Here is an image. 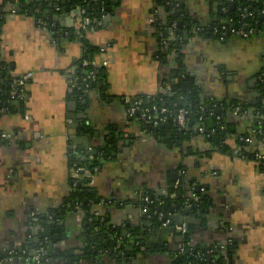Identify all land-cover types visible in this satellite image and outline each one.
I'll use <instances>...</instances> for the list:
<instances>
[{
  "label": "crops",
  "instance_id": "1",
  "mask_svg": "<svg viewBox=\"0 0 264 264\" xmlns=\"http://www.w3.org/2000/svg\"><path fill=\"white\" fill-rule=\"evenodd\" d=\"M92 1V27L84 28L81 8L74 6L59 18L68 35L58 40L34 17L13 15L10 0H0V72L14 84L33 73L24 111H0V251L33 254L41 241L39 230L56 221L55 250L44 264H175L184 237L173 227L148 222L137 195L167 196L181 180L191 203L179 205L175 215L188 224L192 246L227 255L223 264H264V167L236 154L235 135L226 152L201 135L165 143L161 135L145 133L128 112L131 102L154 99L167 84L178 81L176 59L183 61L203 95L255 102L253 88L264 71V35L212 40L198 33L197 26L219 20V0H171L175 9L170 12L158 6L165 0H111V13L103 0ZM235 6L230 4L231 9ZM174 12L185 16L183 28L176 26L175 32L166 27L162 32L178 45L180 56H169L163 63L157 57L161 42L154 23L170 25ZM81 35L96 49L93 59L108 66L93 92L77 101L70 79L85 53ZM234 119L236 135L249 134L257 121L252 111ZM3 133L10 138H2ZM103 137L114 140L109 160L85 175L92 178L90 186L100 200L97 209L107 225L123 236L142 232L140 249L125 255H89L85 216L68 204L75 171L72 157L82 160L87 143L90 151L98 152L90 158L102 162ZM247 149L264 153V143L256 138ZM202 198L205 206L193 211L192 202ZM231 245L237 249L228 256L225 251ZM0 264L32 263L13 258Z\"/></svg>",
  "mask_w": 264,
  "mask_h": 264
},
{
  "label": "trees",
  "instance_id": "2",
  "mask_svg": "<svg viewBox=\"0 0 264 264\" xmlns=\"http://www.w3.org/2000/svg\"><path fill=\"white\" fill-rule=\"evenodd\" d=\"M14 5V8H17L18 14L23 16L34 17L38 24L43 21H51L55 15L58 17H62L66 13L70 12L71 8L74 6H79L81 9L85 8V15L82 14V18H94L96 17V12L94 8V2L92 0H10ZM61 7V12H55V4ZM221 3L220 9L218 11V21L209 23L207 25L197 26L198 33L205 36L208 39L219 40V36H216L214 31L215 28H221L222 25L225 24L230 19H233L235 24L240 27L243 24H254L255 15H258L260 12L264 10V0H233L232 2L236 3L234 9L230 8V4L232 2H228L227 0H219ZM106 4V3H105ZM158 6L166 9L168 12L173 11L175 9V4L171 0H165L158 4ZM227 8V12H223V8ZM246 7L249 13H253L254 16H250L246 14L244 18L240 16L239 9ZM65 11V12H63ZM179 15V16H178ZM182 13L172 14L171 22L169 25L161 23L157 21L154 23V26L159 30L156 35L159 39V42L164 37V33L160 34L161 28L172 27L174 23H178L183 21L185 16H182ZM57 17V16H56ZM262 19V18H260ZM47 23V22H46ZM178 28V25H177ZM177 28L174 29L177 32ZM256 28L259 30H264V28H260V24L256 25ZM56 38L59 40L62 32V28L60 23L58 22L56 25ZM83 43L85 46V53L82 59H80L76 63V69L74 71L77 79L75 83L78 85V89L72 91V96L77 101H82L88 95V90L94 89L97 85V80H100L104 74V68L95 69L91 65L83 66L82 61L85 59H89L90 56L93 57L94 52L96 51L93 48L87 39L83 38ZM170 47L169 51L165 52L162 47L160 52L158 53V59L165 63L168 62L169 56L179 55L177 52L178 45L173 44L169 41ZM180 56V55H179ZM176 68L175 72L177 73L178 81L176 83L164 82V85L170 87V92L168 94L161 93L154 99L148 100L143 99L142 107H157V108H165L168 110L169 121L165 125H161L158 128H153L151 125L144 123L142 120L138 121L142 124V128H147L149 133L154 134L158 138L162 136L165 143L169 142H177L182 139H189L190 137L201 135L204 136L210 144L220 151L226 152L228 148V140L231 136H236V141L238 144L239 152L248 156V159H255L254 153H250L248 151V146L245 143L239 141V136L234 133L235 130V119L233 115V111L239 107L241 109V113L239 116L245 113H249L252 111L253 114H263L264 115V80L263 82L258 81L254 86L253 91L258 94L255 102H241L240 100H225L219 101L215 98L207 97L203 95V92L196 87L193 83L191 77L187 74L184 68L183 61L181 59H176ZM91 71L96 72V79L89 80V86L87 87L83 84V79L88 76ZM184 82L188 83V88L186 90L182 89V84ZM10 84V85H8ZM8 86H10L8 88ZM14 82L13 80L6 79V76H3V73L0 72V111H3L7 114H15L18 112H23L25 109V101L20 100V96L18 92H13ZM92 87V88H91ZM181 110L187 112V126L181 127L177 122V115ZM220 111V113H218ZM140 116L137 114V118ZM257 124V121H256ZM255 124V125H256ZM225 125L226 129L221 130V126ZM203 126L205 127L206 133L200 134L199 128ZM214 131V132H213ZM211 133V134H210ZM210 134V136H207ZM161 135V136H160ZM110 149L106 151V157L109 158ZM264 156V153H262ZM99 161L97 158L94 159H86L79 160L75 156L72 157V165H74V169H80V180L78 184L73 187L72 196L69 199V205L72 209H76L78 205H80V210L83 212L85 216L84 226L86 229V241H87V251L89 255L93 256L95 253L104 251L107 253H126L129 249H133V251L139 250L141 247V237L143 236L141 231L135 230L131 235V239H136L133 243L128 237H124L122 233L118 232V230L112 229L107 225L106 219L104 216L99 214L96 215V212L91 208L95 203L97 197L90 186L89 178L85 175L86 172H94L95 168L98 167ZM260 167H264V158L259 162ZM73 185V183H72ZM182 184L176 188L172 189L167 196H158L152 199V194L150 192H145L142 194L141 202L137 203V205L142 208L147 207L148 213L145 215L148 222L153 223L154 225H158V215L164 214L167 215L171 208L172 204L177 205H189L191 202H188L185 191L182 189ZM175 193V197L171 198V195ZM149 197L150 202L146 203L143 201V198ZM193 211L201 210L203 206H205V200L202 198L199 203L192 202ZM162 206V211L159 210V207ZM100 216V219L97 221V217ZM104 218V219H103ZM44 224H46L44 222ZM140 238V239H139ZM189 238V235H188ZM40 247H44L48 256L51 257L53 251L49 249V240H41L39 244H37L36 248H34V253ZM236 245H231L227 248L225 252L228 253V256H233L236 252ZM188 249L185 251L183 256H180L176 259L175 264H180L179 259H183V264H223L226 261L223 254L220 255L214 254L208 256L206 261L196 260L194 255L195 251L193 250L190 254H188ZM29 257H32L33 254H30V250L26 251ZM223 255V256H222ZM210 258V259H209ZM213 259L215 262L213 263ZM211 260V261H209ZM32 264H34L31 261Z\"/></svg>",
  "mask_w": 264,
  "mask_h": 264
},
{
  "label": "built area",
  "instance_id": "3",
  "mask_svg": "<svg viewBox=\"0 0 264 264\" xmlns=\"http://www.w3.org/2000/svg\"><path fill=\"white\" fill-rule=\"evenodd\" d=\"M228 2H232L233 0H227ZM245 1H249V0H245ZM233 3V2H232ZM223 12H227V8L224 7ZM55 12L58 14L61 12V7L57 4H55ZM240 12V16L242 18H244V16L246 14H249L251 17L254 16L253 13H249V11L247 10L246 7L244 8H240L239 9ZM11 13L13 15L18 14V10L17 8H13ZM81 13L83 15H85L86 13V9L82 8L81 9ZM57 16V17H56ZM262 16H264V10L262 12H260L258 15H255V21L254 24H243L240 27H238L233 19L228 20L227 22H225L224 25L221 26V28H215V35L219 36V40H226L227 38L234 36V37H239L242 39H251L260 35H264V30H259L256 28L257 24H260V28H264V21H262ZM60 17H58V15H55L53 19H51V21H48L49 18H47L48 20L45 22L43 21L42 23H40V25L42 27H44L46 30L52 32V34H56V25L57 23L60 21L59 19ZM94 20H92L91 18H84L83 21V26L84 28H88L92 25ZM156 21V17H154V20H152V22ZM177 23H174L172 26L173 28H176ZM92 27V26H91ZM164 29L161 28L160 30V34L162 33ZM168 33L170 32L169 30L167 31ZM64 34L65 36L68 35V33L64 32L62 30L61 35ZM81 40H83V35H81ZM161 47L165 52L169 51V47H170V43L169 40L167 38H163L161 40ZM82 65L83 66H87V65H91L93 66L95 69L98 68H106L108 66V62H103L100 63L97 60H89V59H85L82 61ZM33 77V73L32 72H28L24 75H22L21 77H19L14 84L15 87V92L19 93L20 96V100L25 101L26 100V86L28 84V82L32 79ZM77 79V76L75 75V73H72L71 79H70V89L71 91L78 89V85L75 83V80ZM96 79V72L95 71H91L88 76L86 78L83 79V84H85L87 87L89 86V80H95ZM260 81L263 82L264 80V71L260 76ZM94 89H90L88 90V94L93 92ZM0 91H2L0 89ZM164 94H168L170 92V88L166 87L163 90ZM142 102L143 100H136L131 102L128 112H129V116L132 119H139L142 120L144 123L151 125L153 128H158L161 125H165L167 124V122L169 121V116H168V110L165 108H157V107H153V108H149V107H142ZM241 113V109L239 107H237L234 111H233V115L235 117H239ZM137 114L140 116L139 118H137ZM257 117V124L254 125L250 131L249 134L247 135H238L239 136V141L242 143H245L247 145H250L253 143L254 139H259L261 140L262 143H264V115L263 114H256ZM177 122L179 124V126L181 127H186L187 126V112L184 110H181L179 112V114L177 115ZM221 130H225L226 126L222 125ZM144 132L148 133V129L144 128ZM214 132V131H213ZM199 133L200 134H205L206 130L205 127L201 126L199 128ZM211 134V133H210ZM210 134H208L207 136H210ZM2 138L4 139H9L10 136L6 133L2 134ZM238 156H240L243 159H248L247 155H244L242 153H236ZM254 160H256L257 162H260L264 156L263 154L259 151V152H255L254 153ZM80 169H75L74 171V178H72V183H73V187H75L79 180H80ZM182 176H185L186 172L182 171ZM182 184L181 180H178L176 182V187H179ZM143 201L146 203H149V197H145L143 198ZM77 210H80V205H78L76 207ZM141 211L146 215L148 213V209L147 207L142 208L141 207ZM173 214L171 212H169L167 215L164 214H159L158 215V220L161 223V226L168 228V227H173L175 231H178L183 237H184V245L182 246V248L180 249V251L178 252V254L174 257L175 261L178 257L183 256L185 251L188 249L190 252H192L195 248L192 246L190 239L188 238L189 235V226L187 223H182L178 226H174V224L172 223V218ZM48 240V239H47ZM121 255H124V253H121ZM211 253L210 252H204V251H197L194 255L196 260H200V261H206L207 257H210ZM13 258H25L28 261H32L34 264H44L45 262H47L49 260V256L45 250L44 247H40L39 249H37V251L33 254L32 257H29V255L27 254V252H17V251H0V262L1 261H9ZM213 263L215 262V260L213 259L212 261Z\"/></svg>",
  "mask_w": 264,
  "mask_h": 264
},
{
  "label": "water",
  "instance_id": "4",
  "mask_svg": "<svg viewBox=\"0 0 264 264\" xmlns=\"http://www.w3.org/2000/svg\"><path fill=\"white\" fill-rule=\"evenodd\" d=\"M103 1L106 2V4H107L106 12L107 13H111V2H110L111 0H103ZM232 6H234V4ZM97 7H98V11H99L100 8H99V6H97ZM63 12H65V11H63ZM97 16L99 17V14H97ZM262 21H264V16H262ZM183 25H184L183 22H180L178 28L179 29L180 28H183ZM165 35H166L165 38H167L168 37V34H165ZM177 42H179V40H177ZM92 59H93V57L90 56L89 60H92ZM3 76H5L4 73H3ZM9 87L10 86H8V88ZM99 88H100V86H99ZM182 88H183V90H186L188 88V84L187 83H183L182 84ZM218 113H220V111H218ZM121 137L124 138V134H122ZM102 140H103L104 143H106L105 146L102 148V156H101L102 162H100V164L103 166L104 165L103 162H106V161L109 160V158H107L105 155H106V151L109 149V147H111L110 146L111 145L110 143H112L111 141H114V140H113L112 137L108 141H106L104 137L102 138ZM84 146L85 147H82V151L85 152V154H84L85 157L82 160L91 159L90 157H92V156L98 157L97 156L98 155V152L97 151H90L88 149L89 147H88L87 143H85ZM103 160H105V161H103ZM89 182L90 183L92 182V178H89ZM188 197H190V196H186V198H188ZM154 198H155V195H152V199H154ZM107 203H108V199L106 200L105 204H107ZM99 204H100V200L99 199H96L95 203L92 206V209H93V211L96 212V215L97 214L98 215L100 214V212L97 209V207H98ZM178 209H180V206L179 205L174 206V207L171 208V211L170 212L173 214L172 218L175 221V223H178L179 224V223L184 222V220L182 218H179V216L175 215V212ZM159 210L162 211V206L159 207ZM99 219H100V216L97 217V221ZM54 226H56V221H53V222L51 221V222L48 223L47 227H44L43 230H41V229L39 230V231H41L40 232V235H39L40 239L41 240H45V239L48 238L49 239V249L52 250V251L55 250V244H56V240H57V239H54V237H52V234L54 233V230L52 228ZM123 234H124V237H128V239H130L133 243L135 242L136 239L135 240L134 239H131L132 238V235H129L127 232H125ZM196 252H197V250L195 251V253ZM188 254H190L189 251H188ZM217 254H218V252H217ZM179 263L180 264H183V259L182 258L179 259Z\"/></svg>",
  "mask_w": 264,
  "mask_h": 264
},
{
  "label": "flooded vegetation",
  "instance_id": "5",
  "mask_svg": "<svg viewBox=\"0 0 264 264\" xmlns=\"http://www.w3.org/2000/svg\"><path fill=\"white\" fill-rule=\"evenodd\" d=\"M137 198H138V203L139 202H141V200H142V193L141 192H138V195H137ZM140 208H141V206H140ZM48 239V238H47ZM49 240V239H48ZM142 244V243H141ZM194 251H196V249H194ZM197 251H199V250H197ZM190 252V251H189ZM191 253V252H190ZM210 259V258H209ZM209 261H211V260H209Z\"/></svg>",
  "mask_w": 264,
  "mask_h": 264
}]
</instances>
